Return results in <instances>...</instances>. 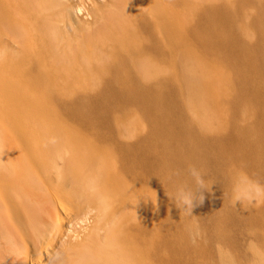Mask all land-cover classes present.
Segmentation results:
<instances>
[{"label": "bare ground", "instance_id": "bare-ground-1", "mask_svg": "<svg viewBox=\"0 0 264 264\" xmlns=\"http://www.w3.org/2000/svg\"><path fill=\"white\" fill-rule=\"evenodd\" d=\"M185 22L186 0H0V109L5 115L0 118V264H51L62 247L71 257L68 264H76L84 249L93 254V264H155L157 257L159 264L182 261V251L173 248L184 218L166 215L158 230L151 201L134 207L128 188L153 196L140 187L153 177L167 187V200L174 204L172 180L194 166L206 183L203 156L212 145L224 149L225 142L211 144L198 137L180 117L171 123L158 116V126L141 143L124 147L117 138L116 147L95 143L78 122L39 118L38 111L27 107L29 99L14 93L101 89L103 94L88 104L98 115L112 109L107 93L122 99L126 94L128 102L150 106L151 89L161 85L155 78L185 65ZM255 27L260 31L255 49L264 54V9ZM230 36L220 39L232 45L236 63L242 68L253 64L254 48ZM184 69L193 114H198L205 97L203 80L195 65ZM169 97L171 106L177 105ZM64 104L69 117L88 128L98 125L96 138L105 128L123 136L118 119L113 124L93 120L83 109L84 100ZM257 124L264 129L261 114ZM248 132L239 135L246 139ZM179 135L185 140L177 142ZM173 140L178 146L171 153ZM247 143L252 157H264L261 138ZM155 144L161 146L156 153L150 149ZM93 177L107 204L89 192L87 182ZM209 191L203 190L202 203L192 209L207 219L213 209ZM229 253L220 252L224 261ZM257 262L264 264L261 254Z\"/></svg>", "mask_w": 264, "mask_h": 264}, {"label": "rangeland", "instance_id": "rangeland-1", "mask_svg": "<svg viewBox=\"0 0 264 264\" xmlns=\"http://www.w3.org/2000/svg\"><path fill=\"white\" fill-rule=\"evenodd\" d=\"M222 8L228 15L220 12ZM262 9H264V0H186L187 60L183 67L190 63L193 67L195 65L197 73L203 80L205 97L203 96L201 106L197 109L198 114H193L195 109L192 107L190 98L191 87L183 67L166 76L155 78L161 82V85L151 89L150 106L141 101L137 104L130 103L126 94L122 99L115 93H107L113 106L106 115H98L88 105L95 97L103 94L101 89H75L67 92L32 90L14 93V96L29 99L27 107L38 111L39 118L41 116L46 119L56 118L71 123L78 122L82 131L89 133L88 136L95 143H112L116 147L115 138L118 140L117 144H123L124 147L131 146L132 143H141L158 126V116L162 119L166 118L171 123L176 122L180 117L183 123L190 122L193 133L198 137L209 143L225 142L224 149L212 145L201 162L206 183L210 184L208 198L212 201L210 210L211 206L213 207L210 219L204 218L201 213H192V216H188L183 210L179 212L175 205L167 200L169 195L167 187L153 177L147 178L140 186L146 194L153 196L154 193L156 194V206L152 209L158 230L162 218L166 215L184 218L180 238L173 248L182 251L180 258L182 261L178 264H258L259 255L254 256L250 252L252 248L258 250L264 257V197L257 196L251 202L243 200L235 205L232 203L233 174H240L252 185L264 188L262 176L264 157L261 159L252 157L247 143L257 136L261 138L264 145V129L259 130L260 127L257 124L258 116L260 114L264 116V87L262 86L264 54L255 49L260 33L255 24L259 11ZM209 19L210 22H208ZM232 24L236 28H232ZM231 34L237 37L239 42L254 48L253 64L242 68L235 61L237 55L232 45L229 42L222 44L220 36L228 38ZM210 76L214 79H210ZM211 94H213V100ZM169 95L177 105L171 106ZM24 98L22 99L25 100ZM78 100H84L83 109L93 120L102 119L106 123H112L118 119L121 122L118 124L122 128L123 136H113L110 133L111 129L105 128L102 130L103 134H99L96 138L94 131L98 125L88 128L86 122L69 117L64 103ZM2 116L5 117L0 109L1 119L4 118ZM195 118L198 119L195 120ZM102 124L107 126L105 123ZM163 127L159 128L161 131H166ZM243 129L249 130L246 139L239 135ZM115 133L117 134L116 131ZM231 135H234L232 141L229 139ZM184 140L183 135L177 138V142ZM172 143L168 147L171 153L175 152L178 146L174 140ZM259 144L262 146L261 143ZM160 147L155 144L150 149L156 153V150L161 149ZM162 158L167 157L162 156ZM187 182V175L177 180L173 179L172 193L177 184ZM244 195L248 193L245 192ZM157 233L158 241L160 233L159 231ZM220 252H230L232 257L224 261ZM162 253H166V248L162 250ZM155 264H159L158 257Z\"/></svg>", "mask_w": 264, "mask_h": 264}, {"label": "clouds", "instance_id": "clouds-1", "mask_svg": "<svg viewBox=\"0 0 264 264\" xmlns=\"http://www.w3.org/2000/svg\"><path fill=\"white\" fill-rule=\"evenodd\" d=\"M188 182L184 184H177L172 193V201L175 207L184 211L188 216H192V209L195 203H202L203 190L208 189L210 184L205 183L203 173L194 166H189L187 169ZM89 192L95 195L101 205L108 203V197L104 194L99 187L97 177L90 178L87 182ZM133 185H130L128 191L131 193L133 206L136 207L139 201L148 202L151 201L153 208L156 206V194L154 196H147L137 194L132 191ZM247 192L248 195H244ZM254 194V195H253ZM264 197V188L259 185H252L246 177L240 174H233L232 176V203L235 205L237 202L241 203L243 200L251 202L255 197ZM250 252L254 256H258V250L252 248ZM71 257L65 248H60L56 251L52 257L51 264H68ZM93 254L90 250L84 249L76 260V264H93Z\"/></svg>", "mask_w": 264, "mask_h": 264}]
</instances>
